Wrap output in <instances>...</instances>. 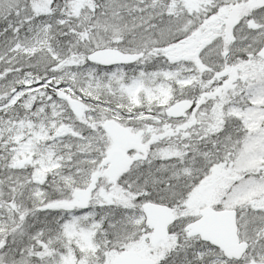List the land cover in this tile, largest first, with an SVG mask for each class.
Masks as SVG:
<instances>
[{"label": "rangeland", "instance_id": "374dc122", "mask_svg": "<svg viewBox=\"0 0 264 264\" xmlns=\"http://www.w3.org/2000/svg\"><path fill=\"white\" fill-rule=\"evenodd\" d=\"M148 1L116 0L98 22L108 26L115 39H124L133 52L185 35V41H170L163 47L164 64L158 67L150 66L152 57L135 67L111 68L88 63L85 58H62L51 24H44L11 47L0 46V181L12 187L0 202V235L16 223V215L20 217L25 207L34 210L52 200L62 201L75 188L88 184L111 147L109 138L94 123L113 117L133 127L134 132L145 133V119L165 122L160 110L195 87L209 84V77L216 84L212 90L229 82L233 74H225V70L233 69L232 62L238 59L248 66L249 75L216 97L211 114L214 131L222 127L217 125L225 118L239 126L240 134L233 144L235 161L230 166L224 163L219 169L210 168L198 184L189 179L192 171L183 173L185 186L195 188L187 204L179 208L174 228H184L206 205L238 207L241 238L252 242L248 254L264 260V59L257 55L264 41V2L237 17L231 28L233 41L226 47V33L222 35L220 29L229 22L226 14L231 8L224 6L201 24H194L189 7L198 0H184L190 15L177 19L163 16L164 23L150 31L145 30L148 20L162 16L148 8ZM239 1L248 7L262 0ZM35 8L45 10L40 1L35 2ZM73 99L86 103L80 118L70 109ZM149 127L153 132L162 131L161 126ZM162 153L170 157L178 151L169 148ZM131 176L125 181L131 183ZM16 185L21 191L18 200L14 198ZM107 194H115V187L102 178L85 207L62 209L45 221L38 217L42 214H32L18 241L12 238L7 242L0 264H13L19 241L31 249L30 264H112L118 246L137 250L160 263L174 237L152 248L143 240L144 214L134 208L106 225L107 218L115 216L113 211L106 213ZM118 231L121 233L116 234ZM25 232L29 233L28 241L23 239ZM107 233L115 235L108 244Z\"/></svg>", "mask_w": 264, "mask_h": 264}, {"label": "trees", "instance_id": "16d2710c", "mask_svg": "<svg viewBox=\"0 0 264 264\" xmlns=\"http://www.w3.org/2000/svg\"><path fill=\"white\" fill-rule=\"evenodd\" d=\"M37 1L43 4L45 10L35 8V2ZM182 1L185 3L184 0H149L148 8L152 9L159 17H162L160 20H157V18L149 19L145 30L152 31L159 27L164 23L163 16L176 19L178 16L180 18L184 15H190L188 6ZM201 1L202 3L193 2V5L189 7L193 9L194 24H201L204 18L212 15L213 10L219 12L224 6H226V9L231 8L230 12L233 7L234 9L238 8L239 14L250 12L253 9L252 5L248 7H246L247 5H239V0H237V3H235V0ZM115 5L116 0H0V46L8 44L11 47L16 42L20 43L22 39L32 36L44 24H51L55 33L54 41L62 53V58L71 56L73 59L81 60L85 58V61H87L86 54L89 51L104 46L130 51L124 39H115L110 32V28L98 22V19L104 17L106 12H109ZM228 16L227 13L226 18ZM167 44L168 42L159 45L152 44L141 50L145 52V58L149 60L152 57L154 60L150 64L151 67L152 65L158 67L164 64L163 47ZM232 65H235L244 74L243 78H245V75H249L248 66L242 64L238 59H234ZM243 65L245 66L242 67ZM129 75L130 73L128 79ZM204 91L205 89L200 88L201 93ZM219 103H221L220 100ZM223 109L226 110L225 107ZM3 114L9 116L7 112ZM212 119L209 115L201 120L199 125L187 136H180L176 140L170 138L163 142V146L159 148H157L158 145L153 146L147 159L137 161L117 184L113 185L115 194L105 196L104 207L106 213L109 214L111 211L115 213L113 218L107 216L105 224L108 225L109 221H117L121 213L127 209L141 210L142 203L147 200L172 205L177 213L178 221L179 208L187 204L195 188V186H185L183 173L192 171L193 173L190 174L189 179H193L198 184L206 179L210 168L219 169L218 167L224 163H226V166H230L235 161L236 149L233 144H235L234 142L240 134L237 129L239 126L237 127L235 123L232 124L225 118L223 123L217 125L222 127L214 131L211 128ZM101 123L102 120L94 123V127L99 131H102ZM143 124L145 125L143 128H146L158 123L153 118H148L145 119ZM169 148L178 151V154L170 157L163 155L162 149L167 150ZM131 171L133 172L132 176ZM0 175H2V169H0ZM126 176L133 178L131 183L125 181L127 180ZM13 188L14 198L18 200L21 193L20 186L16 185ZM9 191L12 192V187L8 186L2 179L0 181V200L4 201V194ZM108 197H110L109 200ZM213 206L223 208L222 203H213ZM237 209L240 216V208L237 207ZM23 212L20 217L16 215V223L8 229L7 234L1 237L0 240L11 242L12 238H15V242L18 241L17 236L21 234L22 230L26 229L31 215L36 212L43 215L38 217L44 221L52 220V216H56L57 213L50 209L36 211L29 207H25ZM48 213L52 215L49 216ZM197 216L198 214L194 217ZM12 217L14 218V215ZM38 224L40 223L37 222ZM144 228L146 229L143 233V240L148 242L150 231L146 226ZM120 233L118 231L116 234ZM28 235L29 233L25 232L23 239L28 241ZM114 236V234L107 233L106 244ZM170 236L174 238L168 241L169 246L164 252V258L156 264H239L237 261L226 259L217 247L202 241L198 236H188L183 227L173 228ZM22 244L24 243L19 241L18 248L13 256V264H30L33 262L30 260L32 256L30 254L31 249ZM251 244L252 242H250V246ZM150 246L152 248L157 247L152 246L151 243ZM4 250L5 247L1 252ZM124 250L122 246L117 247V253ZM246 256L250 258L248 252Z\"/></svg>", "mask_w": 264, "mask_h": 264}, {"label": "water", "instance_id": "95a60500", "mask_svg": "<svg viewBox=\"0 0 264 264\" xmlns=\"http://www.w3.org/2000/svg\"><path fill=\"white\" fill-rule=\"evenodd\" d=\"M235 12L231 15L226 30L229 33L234 23ZM258 55L264 58V43ZM87 60L99 63L105 66L131 64L136 62L141 54L126 52L119 48L103 47L94 49L87 54ZM236 77V75H235ZM222 88L216 92L219 93ZM206 96V95H205ZM194 104L191 99H181L171 104L166 109V114L170 117H180L186 110ZM71 110L77 115L84 113V103L78 99H73L70 103ZM196 122H191L177 127L169 133H179L180 130H186ZM103 128L110 137L114 146L102 159L95 174L91 176L90 182L86 187L78 188L75 192L77 205H83L92 195L99 182V178L105 175L110 182H117L120 177L129 169L136 158L145 159L147 149L142 143L141 138L133 134L125 125L119 123L114 118H108L103 123ZM167 133L157 137H164ZM153 137L151 141L155 138ZM131 151H139L135 155H129ZM142 210L145 215V223L151 230V243L156 245L166 241L170 235V228L176 222V215L172 206L154 201L144 202ZM189 236L200 235L201 239L218 247L228 259H242L249 247L247 241L241 240L238 232L237 210L236 209H215L211 206L203 207L200 210V216L196 220L188 223L185 227ZM3 242H0V249ZM112 264H155L151 257H145L135 250H126L114 257ZM242 264H264V261L255 259L246 260Z\"/></svg>", "mask_w": 264, "mask_h": 264}, {"label": "flooded vegetation", "instance_id": "af4514ba", "mask_svg": "<svg viewBox=\"0 0 264 264\" xmlns=\"http://www.w3.org/2000/svg\"><path fill=\"white\" fill-rule=\"evenodd\" d=\"M184 41H185V39H184ZM232 41H233V38L232 37H230V40H227V42L229 44ZM198 42H199V40H198ZM215 42H216V40H215ZM214 85H216V84L215 83L210 84V87H208V88L206 87L207 86L206 85L204 87V89H206V88L207 89L204 92L211 91L212 90V87ZM204 92L201 93L200 92V89L198 87H195L192 90V93H189L186 97L193 98V99H196V100L198 99L199 100L202 97V95L205 94ZM215 97H216L215 95H211V96L205 97L204 100L197 106V109L196 110H195V105H194L193 107H191L190 110L186 111L185 114H183V116L180 117V118L174 119V118H168L167 117V120H166V123H165L166 124V127H168L167 130L172 129L175 126H178V125H181V124H185V123L189 122L190 120H192L193 118H196L197 119V122H196L195 126H193L192 128L188 129L187 131L181 132L178 136H167L165 138V140L166 139H169V138L177 139L180 136H183V137L184 136H187L196 127V125L199 124V122H200V120L202 118L207 117V115H209L208 113L213 112L214 108L216 107V105H215ZM163 124H164V122H163ZM163 124H162V127H164ZM161 132H163V131L153 132L152 130H149L147 128V129H145V133L140 132V136H141L143 142L148 143L149 137L151 135L159 134ZM156 141H161V140H155L154 142H151V143H149V144L146 145L147 148L149 149V151L151 150L152 146L154 145L153 143H155ZM59 208H61V209H66V208H69V209L70 208L79 209V208H83V207L74 205L73 194H71L70 195V198L68 200L67 205L60 206Z\"/></svg>", "mask_w": 264, "mask_h": 264}]
</instances>
